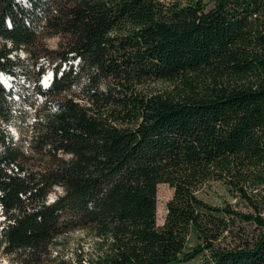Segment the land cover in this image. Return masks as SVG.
<instances>
[{
	"label": "trees",
	"instance_id": "obj_1",
	"mask_svg": "<svg viewBox=\"0 0 264 264\" xmlns=\"http://www.w3.org/2000/svg\"><path fill=\"white\" fill-rule=\"evenodd\" d=\"M29 2L43 5L40 32L0 0V70L12 50L41 49L54 78L27 154L0 130V252L15 264H264V0ZM156 81L173 88L142 90ZM160 183L172 195L158 225ZM207 183L252 211L207 201ZM75 230L88 253L52 256Z\"/></svg>",
	"mask_w": 264,
	"mask_h": 264
},
{
	"label": "bare ground",
	"instance_id": "obj_2",
	"mask_svg": "<svg viewBox=\"0 0 264 264\" xmlns=\"http://www.w3.org/2000/svg\"><path fill=\"white\" fill-rule=\"evenodd\" d=\"M17 1L23 3L22 5H24L25 9L32 12V16L24 17L25 24L31 26L35 32H40V22L44 21L41 18L44 17L43 10L41 9L43 5L34 7L29 2L30 0ZM37 19H39L38 24L36 23ZM7 57L12 60V65L9 69L0 70V84H2L5 89V101L8 107L9 119H5L4 122H2L0 117V130L6 135V142L8 145H19L21 148H25V130H30V118L33 117V108L36 104L39 103V106H42L45 102L43 93L46 92L53 81L54 69L51 63L49 67V59L44 56H40L36 60H33V69H31L30 56L22 48L12 50ZM73 66L77 67V62H74ZM50 68H52L53 71H51ZM58 73L60 74L61 71ZM28 89L34 90L36 94V98H33L34 102H29L27 100ZM47 108L50 112H55L58 110V105L54 102H48ZM28 110L31 112L26 116V111ZM41 122L45 121L43 117H41L40 111H37L33 118V129L30 130V142L33 136H36L38 132L37 125ZM29 148L30 143L28 144L27 152ZM6 168L7 172L10 174L18 172L16 163L10 164Z\"/></svg>",
	"mask_w": 264,
	"mask_h": 264
},
{
	"label": "rangeland",
	"instance_id": "obj_3",
	"mask_svg": "<svg viewBox=\"0 0 264 264\" xmlns=\"http://www.w3.org/2000/svg\"><path fill=\"white\" fill-rule=\"evenodd\" d=\"M59 40H60V37L58 35L46 36L42 39V46H44L47 50L57 49ZM39 51L42 55H45V57L47 56L50 63L54 65L55 60H52V61L50 60L51 56L49 53H44V51H42L41 49H39ZM68 65L69 63L66 65L63 64L61 69L65 68L67 70ZM86 80H87L86 76L84 74H80V76L76 80V83L74 84L76 86H80L81 84H84ZM141 88L144 91L162 92V91H169L171 88H173V85L165 81H156V82L145 83L141 86ZM27 94H28L27 100L29 102H34V99L36 98V94L34 90L28 89ZM76 98L80 102L84 101L83 99H79V97H76ZM42 110L43 108L41 109V106H39L38 111H41L40 113L41 115L44 114V111L42 112ZM30 112H31L30 110L26 111V116H28ZM30 145H31V142H30ZM59 191L60 189L58 190L54 188V190L48 195V201H51L55 197V194H57ZM255 191H257L256 188L253 189L252 191L248 189V192L250 194H253L252 192H255ZM262 193L264 195V191ZM156 195H157L156 222L158 225H161L164 221V217L166 213L165 204L172 195V188L167 183H160L157 186ZM199 195H201L204 199H206L207 201L213 204H221L222 202L227 200L232 205V207L236 208L237 210H240L242 212L252 211L251 206L239 194V192L236 193V195L230 196L228 194V191L219 183H214V184L207 183L205 186L202 187V189L199 192ZM263 203L264 202H261L260 204H263ZM2 220H3V216L1 215V212H0V225L2 224L1 223ZM247 227H250V226L247 225ZM89 239H90L89 235L87 236L83 231H79V230L71 231L67 234H64L60 238H57L56 240L57 244L54 245V247L52 248V253H53L52 256L61 255V256H64L65 258H72L73 255H75V252L78 250H82L83 252L86 251V253H88L91 247L90 245L91 242ZM12 260H13L12 258L6 255H3L0 252V264H15V262ZM182 264H194V262L191 261V262H186Z\"/></svg>",
	"mask_w": 264,
	"mask_h": 264
},
{
	"label": "built area",
	"instance_id": "obj_4",
	"mask_svg": "<svg viewBox=\"0 0 264 264\" xmlns=\"http://www.w3.org/2000/svg\"><path fill=\"white\" fill-rule=\"evenodd\" d=\"M43 22H40V24L42 25ZM48 63H49V67H50V61ZM30 67H31V69H33V58L31 56H30ZM50 70L53 71L52 68H50ZM40 98H42V97H40ZM38 110H39V103L36 104V106L33 108V117L30 118V130L33 129V118L35 116V112H37ZM30 130H25V148H21L25 154H27V147H28V144L30 143ZM10 164H13V162Z\"/></svg>",
	"mask_w": 264,
	"mask_h": 264
}]
</instances>
